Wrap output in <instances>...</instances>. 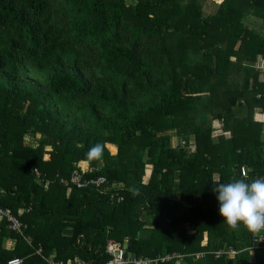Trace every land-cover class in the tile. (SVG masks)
Returning <instances> with one entry per match:
<instances>
[{
  "label": "trees",
  "instance_id": "16d2710c",
  "mask_svg": "<svg viewBox=\"0 0 264 264\" xmlns=\"http://www.w3.org/2000/svg\"><path fill=\"white\" fill-rule=\"evenodd\" d=\"M260 27L264 0H0V208L24 226L0 219V264H105L108 240L151 264H264V229L223 223L213 191L264 176ZM80 162L105 183L73 185Z\"/></svg>",
  "mask_w": 264,
  "mask_h": 264
},
{
  "label": "clouds",
  "instance_id": "9594fccd",
  "mask_svg": "<svg viewBox=\"0 0 264 264\" xmlns=\"http://www.w3.org/2000/svg\"><path fill=\"white\" fill-rule=\"evenodd\" d=\"M102 151V144L97 142L89 147L86 156L99 159ZM213 191L223 223L233 228L242 225L251 232L264 229V176L220 182L214 185Z\"/></svg>",
  "mask_w": 264,
  "mask_h": 264
},
{
  "label": "built area",
  "instance_id": "2783aa9c",
  "mask_svg": "<svg viewBox=\"0 0 264 264\" xmlns=\"http://www.w3.org/2000/svg\"><path fill=\"white\" fill-rule=\"evenodd\" d=\"M86 171H83L82 169L80 172L75 171L71 178L70 182L75 185L77 188H83L89 185H94L95 187L101 186L103 183H105L104 177H98L95 179H88L84 180L82 178V174ZM242 175H245L246 171L244 168H241ZM64 185L68 186L67 182H63ZM121 198H118V201H120ZM4 218L9 223V228L12 231H16L18 233H21L22 228L24 227L22 223L12 215V213L7 209L0 208V219ZM106 253L110 256L108 261L105 264H151L152 260L151 258H145V257H132L128 255L125 251V246L121 244L120 242L114 241V240H108L105 247ZM231 254L234 253V251H230ZM48 264H89L85 262L84 260H78L74 263H64L62 261H56L51 258L45 259ZM163 261V259H161ZM22 262V259L20 258H12L7 261V264H20ZM157 259L153 260V263H156Z\"/></svg>",
  "mask_w": 264,
  "mask_h": 264
},
{
  "label": "rangeland",
  "instance_id": "374dc122",
  "mask_svg": "<svg viewBox=\"0 0 264 264\" xmlns=\"http://www.w3.org/2000/svg\"><path fill=\"white\" fill-rule=\"evenodd\" d=\"M221 0H200V4H201V8L202 11L204 12L205 15L207 14H212L215 12L216 10V4H218V2H220ZM262 32H264V29L260 27V29ZM215 130L213 131V135L217 134L218 132L216 131V128L219 126L217 122L213 123ZM26 142L29 141L28 136H26ZM177 142V140L175 141V139H173L172 141V145H175V143ZM109 152L111 154H115V147H111L109 146ZM150 169L151 166L147 165L145 167V176H144V182H147V178H148V174L150 173ZM7 246V245H6Z\"/></svg>",
  "mask_w": 264,
  "mask_h": 264
},
{
  "label": "crops",
  "instance_id": "0c3cea01",
  "mask_svg": "<svg viewBox=\"0 0 264 264\" xmlns=\"http://www.w3.org/2000/svg\"><path fill=\"white\" fill-rule=\"evenodd\" d=\"M257 68H260V70L264 71V59L263 58H258L257 60ZM255 119H264V115L262 114H259V113H256L255 114ZM113 147V146H111ZM115 152H116V149H115ZM78 166L80 169H82L83 171H87L88 170V164L86 162H80L78 163ZM149 175V174H148ZM7 245V248H10L12 246V243L10 241H8L6 243Z\"/></svg>",
  "mask_w": 264,
  "mask_h": 264
}]
</instances>
